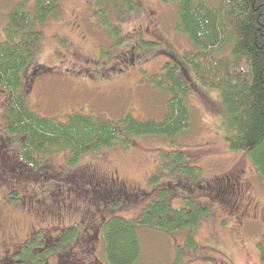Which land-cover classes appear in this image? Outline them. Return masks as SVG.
I'll use <instances>...</instances> for the list:
<instances>
[{
  "label": "rangeland",
  "instance_id": "rangeland-1",
  "mask_svg": "<svg viewBox=\"0 0 264 264\" xmlns=\"http://www.w3.org/2000/svg\"><path fill=\"white\" fill-rule=\"evenodd\" d=\"M17 2L0 0V30ZM61 6V17L43 27V48L36 66L46 70L37 73L30 88L34 108L61 119L85 110L112 121L128 113L142 120H163L169 96L154 86L152 77L160 72L168 56L166 49L183 54L192 48L176 29L177 0H141L136 12L121 18L110 10L107 21L94 16L95 8L87 0H65ZM140 34L145 42L141 51L135 47ZM226 52L224 49L222 54ZM34 73L32 67L30 76ZM4 101L0 93V114ZM189 102L193 124L175 143L155 135L131 137L127 143L120 140L112 148L86 154L73 167L66 166L64 152L48 155L39 176L26 179L19 188L23 194L33 195V201L50 193V201L59 202L53 204L56 209L65 205L55 219L47 211L42 215L32 211L28 203L21 202L23 198L17 204L8 203L4 189L11 183L0 185V252L16 247L36 227L78 221L86 208L97 212L94 223L99 224L110 212L109 199L96 190L100 183L103 192L120 190L130 195L119 210L126 212L124 216L136 214L153 193L148 181L155 170H161V162L171 150L185 149L189 163L200 165L203 172L199 184L190 187L186 196L205 203L209 200L212 209L194 233L191 249L197 251H185L184 232L173 236L141 228L143 253L136 264H264L258 247L264 231V183L248 156L230 149L220 126L217 91L192 88ZM225 188L230 191L228 196L217 192ZM181 198L178 195L174 202L178 207ZM42 232L58 234L57 230ZM90 246L87 255L91 260L103 257L102 239ZM5 259L7 264V256Z\"/></svg>",
  "mask_w": 264,
  "mask_h": 264
},
{
  "label": "trees",
  "instance_id": "trees-1",
  "mask_svg": "<svg viewBox=\"0 0 264 264\" xmlns=\"http://www.w3.org/2000/svg\"><path fill=\"white\" fill-rule=\"evenodd\" d=\"M64 1L18 0L0 30V93L5 97L0 114V185L11 183L4 189L8 203L17 204L23 198L21 202L28 203L32 211L40 215L47 211L45 214L55 219L62 209L44 206L43 199L33 201V195H24L19 188L26 179L39 176L40 165L46 164L43 160L48 155L64 152L66 166L73 167L86 154L112 148L120 140L127 143L131 137L155 135L175 143L179 134L193 124L189 102L192 88L217 91L220 126L230 149L245 153L264 183V0H177L176 29L192 48L183 54L166 49L168 56L160 72L152 77L154 86L169 96L165 117L142 120L128 113L118 121L85 110L63 119L49 117L32 105L33 79L40 70H46L36 66L43 48V27L49 20L61 17ZM87 1L95 8L94 16L107 21L110 10L121 18L136 12L141 0ZM142 35L135 42L139 51L145 44ZM224 49L228 52L222 54ZM32 67L35 73L30 76ZM187 157L185 149L168 153L161 170H155L148 181L151 197L134 215L124 216L126 212L119 210L131 199L130 195L120 190L103 192V183L98 184L96 190L103 194L101 197L111 200L110 212L98 224L103 238L102 258L107 263L99 256L91 260L87 255L90 243L98 239L92 235L91 226L97 213L86 208L74 223L32 229L18 251L7 255V264H136L143 253L141 228L173 236L184 232L190 247L185 246V251H197L191 249L194 233L212 209L209 200L205 203L186 196L203 173L202 167L189 163ZM217 192L228 196L230 191L225 188ZM50 195L46 197L48 202ZM178 195L182 197L180 207L174 204ZM41 230H57L58 234L44 235ZM261 234L258 247L264 259V231Z\"/></svg>",
  "mask_w": 264,
  "mask_h": 264
},
{
  "label": "flooded vegetation",
  "instance_id": "flooded-vegetation-1",
  "mask_svg": "<svg viewBox=\"0 0 264 264\" xmlns=\"http://www.w3.org/2000/svg\"><path fill=\"white\" fill-rule=\"evenodd\" d=\"M44 200V206H49V207H51V206H53V204L54 205H56L57 203H59V202H57L56 200H53V201H47L46 200V198L45 199H43ZM60 209H63V208H60ZM94 213H97L96 211H94ZM94 220H95V217H94V219H93V221L91 222V226H92V230H93V232H94V236L96 237V239H98V241H101V239H102V236H101V227H100V225H98V224H94ZM19 247H20V243L16 246V247H14V248H12V249H10V247H6L4 250H3V253L2 252H0V260L3 262L4 261V259H5V257L8 255V254H10L11 255V253H14L13 251H15V250H17L18 251V249H19ZM12 256H13V254H12ZM11 256V257H12ZM7 258H8V256H7ZM13 260H14V256H13Z\"/></svg>",
  "mask_w": 264,
  "mask_h": 264
}]
</instances>
